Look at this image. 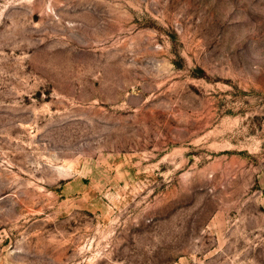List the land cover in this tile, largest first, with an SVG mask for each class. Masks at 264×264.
Segmentation results:
<instances>
[{
  "label": "rangeland",
  "instance_id": "1",
  "mask_svg": "<svg viewBox=\"0 0 264 264\" xmlns=\"http://www.w3.org/2000/svg\"><path fill=\"white\" fill-rule=\"evenodd\" d=\"M0 264H264V0H0Z\"/></svg>",
  "mask_w": 264,
  "mask_h": 264
}]
</instances>
